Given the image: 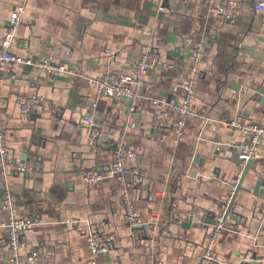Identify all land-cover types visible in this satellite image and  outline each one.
<instances>
[{
	"label": "crops",
	"instance_id": "crops-1",
	"mask_svg": "<svg viewBox=\"0 0 264 264\" xmlns=\"http://www.w3.org/2000/svg\"><path fill=\"white\" fill-rule=\"evenodd\" d=\"M17 1L0 0V50ZM226 1L168 0L164 11L156 0L29 2L12 51L49 55L67 71L50 76L31 66L0 68V115L10 152L9 166L0 158V195L11 194L18 216L34 224L22 236L23 257L51 249L55 257L37 264H200L212 223L226 211L231 184L243 170L234 146L246 138L230 124L264 125V16L254 10L260 0H233V22L212 10ZM200 39L206 47L196 116L178 136L179 115L148 98L179 100L174 87L187 77ZM145 50L152 51L156 67L135 110L128 99L102 96L89 83L131 73ZM17 96H38L40 117L21 115ZM87 114L100 131L98 141L88 134ZM120 145L136 154L125 161L127 182L111 177L85 183L84 174L112 163ZM15 160H34L37 170L18 174ZM254 160L232 209L240 223L228 219L218 238L222 263L264 259V155ZM260 176L263 193L257 196ZM126 198L144 217L140 232L126 220ZM8 220L0 212V264L11 257L3 226ZM85 227L114 235L113 249L93 258Z\"/></svg>",
	"mask_w": 264,
	"mask_h": 264
},
{
	"label": "built area",
	"instance_id": "built-area-1",
	"mask_svg": "<svg viewBox=\"0 0 264 264\" xmlns=\"http://www.w3.org/2000/svg\"><path fill=\"white\" fill-rule=\"evenodd\" d=\"M30 1L18 0L11 13L8 22L10 32L2 43V50H0V68L8 69L31 66L50 76L60 75L67 71L66 67L62 63H55L51 56L42 55L40 58L22 57L12 51L16 33L23 21ZM156 1L158 11H164L168 0ZM212 10L221 14L229 22H233L238 15L237 3L233 0L221 3L217 7H213ZM254 10L259 15L264 16V0L255 3ZM205 47V39L197 40L194 44L191 53L192 65L188 75L174 87V91L180 94L178 101L173 102L158 97L148 98L158 109L166 108L172 113L179 115L180 120L174 128V132L178 136L182 135L186 120L191 116H196L194 98L200 79V66L203 63ZM152 54V51H143L135 61L133 71L129 74H119L108 79H89L88 81L98 87L102 96L106 95L115 99H128L133 111L136 109L139 100L145 95V84L149 74L155 70L156 60ZM15 100L16 106L23 116L37 112L41 104V99L38 96H17ZM93 106L96 107L97 103L95 102ZM84 124L91 139L99 136L100 131L91 115H86ZM230 125L246 138V140L234 146L239 159L246 162L259 156L256 154V150L264 148V125L256 123L246 124L240 121H233ZM135 156L136 154L133 151H130L124 145H120L117 148L116 158L112 163L107 164L100 170L85 173L83 180L89 185H97L106 179L117 177L119 181L125 183L129 175L125 161L127 158H135ZM9 157L10 152L5 136V122L0 115V158L3 160V167L9 166ZM12 166L18 174L31 175L37 170L38 163L34 160H15ZM124 208L129 226L135 232H140L145 225L142 213L135 208L133 202L128 198L125 199ZM3 211L9 214L8 223L3 226L8 230V243L11 250V257L4 264H37L39 260H51L55 257V252L51 249L32 250L28 255L23 257L22 249L25 247V243L22 236L34 224L31 219L18 216L17 202L9 193L0 195V212ZM223 215L224 213L217 218L218 225L208 235V241L204 246L200 264H229L222 263L216 255L218 238L224 228ZM77 222L70 220L68 224L73 225ZM83 230L93 258L108 254L115 246L116 237L114 235L104 233L92 227H85ZM247 262L264 263V259L256 256L255 258L245 259L244 264Z\"/></svg>",
	"mask_w": 264,
	"mask_h": 264
},
{
	"label": "water",
	"instance_id": "water-1",
	"mask_svg": "<svg viewBox=\"0 0 264 264\" xmlns=\"http://www.w3.org/2000/svg\"><path fill=\"white\" fill-rule=\"evenodd\" d=\"M1 72V71H0ZM263 94H264V92H262ZM263 99V104H264V96L262 97ZM29 116L30 117H32V118H36V117H40V115H37V113H30L29 114ZM100 135L101 134H99V136L98 137H96L95 139L98 141L99 140V138H100ZM237 153V152H236ZM256 154L257 155H264V151L263 150H261V149H258V150H256ZM237 155H238V153H237ZM237 161L239 162V164H241L242 166H243V170H242V172H241V174H240V177H239V181L238 182H236V183H233V184H231V186L234 188V193H233V196H232V198H231V201H230V203H229V205L227 206V209H226V211L224 212V215H223V223H224V228L227 226V224H228V219H231V220H233V221H235L237 224H239L240 223V221H239V219H240V215H238V214H234L233 212H232V209H233V205H234V202H235V198H236V196H237V193L240 191V189L242 188V184H244L245 183V181H246V179H247V177H248V175H249V172H250V170L253 168V165H254V159H249L248 161H246V162H243L242 160H240L239 159V156H238V159H237ZM29 175H25V177H28ZM263 177L262 176H260V180H258V181H256V183H255V187H254V191H253V193H254V195H257V196H259V194L260 193H263L262 191H261V179H262ZM204 221V220H203ZM202 220H201V223L203 222ZM218 220H215V221H213V226H217L218 225ZM201 225H200V223H199V227H200Z\"/></svg>",
	"mask_w": 264,
	"mask_h": 264
}]
</instances>
